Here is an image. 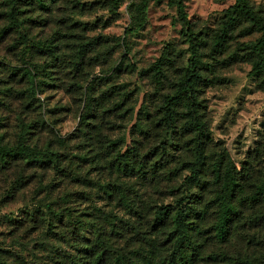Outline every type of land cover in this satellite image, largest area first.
Wrapping results in <instances>:
<instances>
[{
  "label": "rangeland",
  "instance_id": "obj_1",
  "mask_svg": "<svg viewBox=\"0 0 264 264\" xmlns=\"http://www.w3.org/2000/svg\"><path fill=\"white\" fill-rule=\"evenodd\" d=\"M249 1L256 11L264 14V0ZM15 2L20 23L17 28L10 24L8 15L14 8V0H0V131L3 132L0 149L5 151L23 144L35 154H59V165L69 166L74 174L67 177L57 172L51 163L30 161L20 154L1 158L0 153V174L7 173L9 179L15 176L0 200V207L5 202L14 203L16 191L21 187L24 192L19 198L26 201V206L19 210V216L0 217V226L7 224L11 227L13 232L9 235L25 229L22 239L31 238L29 242L33 252L38 254L33 259L39 264H72L71 257H77L79 253L76 244L67 242L70 229L55 219L50 227L45 209L41 208L44 203L53 202L55 209L59 206H74L77 210L83 208L88 214L95 212L93 206L103 203L102 209L113 214L115 221L124 218V221L135 225L139 222L143 226V222L150 219L151 208L164 204L174 206L181 197L184 173L189 172L181 170V164L192 159L186 147L189 135L183 134L181 121L175 131L168 132L161 123L160 106L164 96L171 92L169 86L177 72L189 64L190 43L188 37L181 33L175 6L170 5L168 0H146L145 21L137 31L127 33L125 30L135 27L141 19L142 0H133L126 10L127 15L119 10L126 0ZM185 3L191 29L200 40V72L206 79V85L200 89V98L209 136L216 144H211L209 151L216 153L224 146L236 167L237 163L241 166L248 152L253 151L264 137V100L249 99L264 90L259 87L260 78L243 67L244 64L253 66L256 56L247 44L257 42L260 33L250 25L241 28V23L221 48H215V36L224 20V10L232 4L231 0H185ZM216 4H226L227 7L214 11ZM82 17L94 19L85 20ZM122 27L123 33L120 32ZM167 49H170L173 65L167 68L164 84L159 87L147 70ZM97 64L105 68L103 79H93L88 85L86 100L78 101L83 92L81 81L87 78L86 69ZM125 76L135 77V81L120 84ZM141 86L145 90V104L135 118L143 127L140 129L133 125L128 146L137 148L138 156L133 163L136 166V161L140 160L141 167L146 170L144 179L135 175L124 176L108 167L112 140L105 134L109 116L118 120L132 118L131 114L135 111L132 105ZM45 92L57 95L64 92V98L69 99L68 105L63 104L62 98L55 107L49 108L47 114L51 117L70 116L78 102L85 103V108L81 111L77 107L75 110L84 114L86 106L91 103L92 111L87 118L89 123H79L75 132L60 138L53 124L42 118L43 104L38 96ZM57 95H49L45 103L52 104ZM253 116L255 119H251ZM217 118L219 123L213 131V121ZM61 122L60 119L54 121L55 124ZM238 124L242 127L230 145L215 134L228 135ZM22 125H27V133L25 141L20 143ZM108 130L122 131L123 125H112ZM73 141L78 143L73 145ZM115 141L114 151H121L120 145L125 140ZM165 142L168 143L166 150ZM145 144L151 145L146 153L143 151ZM94 145L101 148L96 155L93 154ZM246 145L245 153L243 149ZM73 152L78 154L73 155ZM240 155H244L245 159L238 160ZM98 160L103 161L111 182H122L129 206L103 200V194L96 185L100 182L89 179L95 168L84 175L85 167ZM156 161H162L164 167L152 175L151 166ZM262 161L264 165V155ZM191 192L194 196L202 194V200H209L213 195V189L208 185L194 188ZM63 194L69 196L62 200ZM168 197H174L173 201L164 203ZM140 214L142 217L137 216ZM65 229L68 231L66 237H57L59 233L55 232ZM117 230L120 233L115 236L111 248L130 254L134 264H148L149 259L166 256L168 252L166 234L138 237L131 236L129 229L118 227ZM249 231L256 235V229ZM80 234L91 237L92 230L87 227ZM226 246L234 254L242 252L245 245L240 236L234 234ZM5 258H11L13 264H30L22 255L0 249V264H7Z\"/></svg>",
  "mask_w": 264,
  "mask_h": 264
},
{
  "label": "trees",
  "instance_id": "obj_2",
  "mask_svg": "<svg viewBox=\"0 0 264 264\" xmlns=\"http://www.w3.org/2000/svg\"><path fill=\"white\" fill-rule=\"evenodd\" d=\"M15 1L14 8L8 15L10 24L17 28L20 23ZM168 3L176 8L181 33L188 37L190 43L191 57L189 64L177 72L169 86L171 92L163 98L160 119L168 132L175 131L181 121L183 134L189 135L186 147L192 159L182 161L180 169L188 170L190 175L184 177V189L181 197L176 200V208L169 204L151 208L148 214L150 219L145 220L143 226L139 222L135 225L124 221V218L115 221L113 214L98 206H93L95 212L88 214L83 208L77 210L74 206H59L55 209L53 202L44 203L41 208L45 209L48 225H54L55 219L56 222L66 225V229H70V232L65 229L55 233H59L57 237L64 238L68 232L70 235L66 238L67 242L76 244L80 255L71 257L72 264H104L108 261L112 264H134L130 254L119 253L111 248L115 236L120 233L118 227L129 229L131 236L150 237L166 234V256L149 259L148 264H264V137L261 144L248 152L247 159L241 163L240 168L236 167L224 146L216 153L209 151L211 144H216L209 136L207 120L203 114L204 105L200 98V89L206 85L199 65L200 40L191 29L185 0H168ZM249 3V0H236L235 4L232 3L224 10V20L215 36L214 47L221 48L233 35V31L244 22L245 17L250 20V28L260 33L257 42L247 44L256 56L251 73L260 78L259 87L264 90V16L256 11L251 3L249 7ZM146 5V0H142L140 21L135 27L127 28L125 33L135 32L140 28L145 21ZM170 54V49L163 51L147 70L156 86H163L166 70L173 65ZM91 111L90 103L86 106L84 114H81V125L89 123L87 118ZM135 126L140 129L143 127L139 120ZM26 129L27 125H22L20 143L25 141ZM165 143L166 150L168 143ZM116 145V141H110L111 158L107 161L108 167L124 176L135 175L144 179L146 170L144 166L141 167L140 160L136 161L137 167L133 163L138 156L137 148L128 146L127 151H114ZM0 153L1 158L20 154L30 161L51 163L57 172H62L67 177L74 174L69 166L59 165V154L56 153L35 154L23 144L5 151L0 149ZM163 167L162 161H156L151 166L152 175ZM96 185L103 194V200L129 206L121 181ZM205 185L213 189L209 200H202V194L194 196L191 192L192 189L203 188ZM66 196L69 194H63L62 200L67 198ZM137 216L142 217L141 214ZM87 227L92 230L91 237L80 234ZM254 229L256 235L250 234L249 230ZM234 234H238L240 241L245 245L242 252L234 253L236 255L226 248Z\"/></svg>",
  "mask_w": 264,
  "mask_h": 264
},
{
  "label": "clouds",
  "instance_id": "obj_3",
  "mask_svg": "<svg viewBox=\"0 0 264 264\" xmlns=\"http://www.w3.org/2000/svg\"><path fill=\"white\" fill-rule=\"evenodd\" d=\"M233 4L236 3V0H231ZM133 3V0H126V2L123 4V6L119 9L121 13H125L127 15V9L130 7V5ZM226 4H216L213 8L214 11L217 9L223 10V8H226ZM249 7H251L249 3ZM98 14H104V13H98ZM264 15V14H262ZM78 19H81V17H78ZM82 19H94V17H82ZM251 23L250 20H248L246 17L244 18V22L241 24V28L247 27ZM124 27H127L125 25ZM109 31H112L109 29ZM124 28L122 27L120 29V32L123 33ZM245 39H248V37H245ZM243 67L247 69L248 71L252 70V65L251 64H244ZM87 72V78L85 80L81 81V88L83 89L82 94L78 97V101L86 100L87 98V88L88 85L92 82L93 79L100 77L103 79L104 73H105V68L104 66L97 64L91 69H86ZM237 75H240V73H237ZM135 81V77H129L125 76L122 78L119 83L124 84L128 82H133ZM103 90V89H102ZM49 95H57L54 93H49L45 92L43 95H39L38 98L43 104V107L41 108V114L42 118L47 121L50 124H53V126L56 129V132L58 133V136L60 138L67 137L70 133L75 132L77 130V127L80 123V111H76L75 108H79L81 111L85 108V103L78 102L76 105H74V110L72 111L71 115L68 116H62V117H51L47 114V111L51 107H55L57 101H61L63 98V104L68 105L69 104V99L64 98L65 93L61 92L57 95V100L53 101L52 104L45 103L47 101V98ZM99 95V93H97ZM249 99H261L264 100V92L262 93H257L256 96L249 97ZM145 104V90L141 86L140 92L138 94V98L135 101V103L132 105L134 107L135 111L131 114L132 118L131 119H123V120H118L115 119L114 117L109 116L108 118V128L105 129V134L108 136V138L112 141H115L117 139L123 138L125 140V143L120 145L121 151H127L128 150V145L131 142V136L129 133L132 130L133 125L136 123V118L135 114L140 111V109L144 106ZM56 119H60L62 122L59 124H55L54 121ZM251 119H255L253 116ZM250 122V121H249ZM219 123V119H215L213 121V131H215L216 124ZM112 125H123V130H112L109 131L112 127ZM242 127L241 124H238L236 128H232L229 132L228 135H222L219 132H216V136L221 139V140H226L228 141L229 145L232 143L233 140L236 138V134L239 132L240 128ZM251 131V128H249V132ZM0 135H3V132L0 131ZM44 136H47V133L43 134ZM73 145L77 144L78 141H73ZM248 143L250 144L251 141L249 140ZM94 152L93 154L96 155L101 151V148L94 145ZM151 145L145 144L143 151L146 153L150 151ZM243 151L246 153L247 152V145L244 147ZM78 153L73 152V155H77ZM233 155L235 153L233 152ZM238 160H244L245 156L240 155L237 157ZM240 165L237 163V168H239ZM93 168L96 169V171H91ZM91 171V176L89 179L96 180L100 183L104 182H111L109 180V174L107 171L104 169V164L102 160H98L96 163L88 164L85 169L83 170L84 175H87L88 172ZM185 176L190 175V172H185ZM51 175L49 176V179H51ZM15 180V176H12L11 179L8 178V174H0V200L3 199L4 194L7 192V190L10 188L11 184ZM48 181L46 180L45 183ZM88 191H91L89 189ZM24 192V189L18 188L16 191V199L15 202H5L2 207H0V217H6V216H19V210L21 208H24L26 206V201L21 200L19 197L22 195ZM174 197H168L167 199L164 200V203H171L173 201ZM98 207L103 208L104 204L101 203L97 205ZM85 208L88 207V205H84ZM25 229H21L19 232L15 233L14 235H9L10 233L13 232V229L9 227L7 224L0 226V249L3 250H8V251H13L16 252L24 257L26 261H29L30 264H39L38 261H35L33 259L34 256L38 255L37 253L33 252L32 244L29 242V240H23L22 236L24 233ZM26 246V249L25 247ZM7 261V264H13V260L11 258H5Z\"/></svg>",
  "mask_w": 264,
  "mask_h": 264
}]
</instances>
